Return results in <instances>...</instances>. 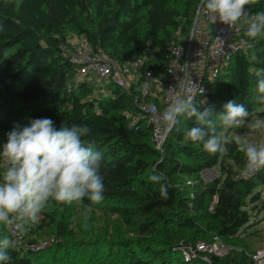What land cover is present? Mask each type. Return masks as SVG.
<instances>
[{
	"label": "trees",
	"instance_id": "16d2710c",
	"mask_svg": "<svg viewBox=\"0 0 264 264\" xmlns=\"http://www.w3.org/2000/svg\"><path fill=\"white\" fill-rule=\"evenodd\" d=\"M199 3L0 0V133L6 135L15 124L24 126L42 117L55 121L57 130L87 124L91 132L84 139L93 141L103 153L101 173L106 189L98 204L87 198L83 204L50 201L56 212L44 210L39 222L24 234L34 242L50 236L55 241L35 253L9 249L11 264H75L68 256L106 254L97 241L73 240L70 225L76 205L115 216L145 239L144 247L126 246L121 264H192L193 260H184L181 250L185 247L210 243L214 237L242 239L240 231L252 218L249 206L256 210L264 194V168L245 175L246 156L234 138L216 154L206 152L202 143L186 140L184 133L195 125V119L186 116L178 118L179 123L156 148L152 126L133 96L113 85L101 93L90 83L76 82L74 66L63 54L71 48V36L86 39L120 62L139 57L147 47L156 48L157 57H162L171 41L181 42L188 36ZM260 11H264V0L246 5L243 39H247L248 18ZM250 43L252 47L234 55L221 70L210 92L195 101L200 110L214 107L219 113L225 102L236 100L249 110L248 123L264 118V105L254 99L255 73L264 69V37ZM214 168L220 176L203 183L200 174ZM154 172L166 177L170 185L167 198L161 196L160 183L150 179ZM214 196L217 203L209 212ZM261 207L264 210V199ZM6 228L0 225V239L9 237ZM209 259L212 264H228L216 257ZM239 264H248L244 255Z\"/></svg>",
	"mask_w": 264,
	"mask_h": 264
},
{
	"label": "clouds",
	"instance_id": "9594fccd",
	"mask_svg": "<svg viewBox=\"0 0 264 264\" xmlns=\"http://www.w3.org/2000/svg\"><path fill=\"white\" fill-rule=\"evenodd\" d=\"M254 0H200L201 9L212 23L234 26L241 17L247 16L245 6ZM247 39L241 46L252 47L250 41L264 37V11L254 14L244 32ZM219 39V38H218ZM255 59V57L253 58ZM257 103L264 105V69L257 70ZM192 80L182 84L181 94L170 97V102L160 120L169 127L179 123V117L195 119V125L184 133L186 140L202 143L209 154L224 150L233 142L227 133L244 127L252 130L264 129V118L248 123L249 110L236 100L223 104L222 112L214 107L200 110L195 103L197 94L203 95ZM91 132L87 124H72L70 127H55V121L48 117L31 119L27 125L15 124L6 134V142L0 146V225L6 226L13 235L26 233L39 222L41 214L50 201L60 204L84 203L85 198L92 204L104 200L105 184L101 173L103 153L96 150L93 141L85 140ZM240 151L245 153L243 168L245 175L264 168V143L252 144L240 136L235 137ZM160 183V192L167 198L170 185L163 173L150 177ZM75 220V217L72 218ZM87 228V224L84 225ZM15 240L8 236L0 239V264H11L9 249Z\"/></svg>",
	"mask_w": 264,
	"mask_h": 264
},
{
	"label": "built area",
	"instance_id": "2783aa9c",
	"mask_svg": "<svg viewBox=\"0 0 264 264\" xmlns=\"http://www.w3.org/2000/svg\"><path fill=\"white\" fill-rule=\"evenodd\" d=\"M245 23L243 17L232 27L219 20L212 23L199 3L188 36L181 42L171 41L167 53L162 57H157L156 48L147 47L139 57L120 62L106 55L102 49L92 47L86 39L76 37L72 38L73 42L68 41L71 48L64 49L63 54L74 66L76 82L90 83L101 93H104L107 85L130 93L135 105L151 124L152 141L159 149L169 133L170 127L160 120V115L167 108L170 97L181 94L182 84L189 80L204 89L203 95L195 96V101L206 96L230 59L247 50L248 47L240 45ZM157 67H161V71ZM244 139L252 144L264 143L254 140L249 134ZM186 184L191 183L187 181ZM216 203L214 196L208 207L209 212L213 211ZM7 233L15 240L14 247L24 252L35 253L49 245L48 240L34 242L24 233L13 235L9 228ZM181 251L185 261L201 254L205 257V263H209L210 257L220 258L224 254L217 237L210 243L199 242ZM251 258L257 264H264V252H257Z\"/></svg>",
	"mask_w": 264,
	"mask_h": 264
},
{
	"label": "rangeland",
	"instance_id": "374dc122",
	"mask_svg": "<svg viewBox=\"0 0 264 264\" xmlns=\"http://www.w3.org/2000/svg\"><path fill=\"white\" fill-rule=\"evenodd\" d=\"M254 15H251L248 18V21ZM69 43L73 42L72 37H69ZM71 47V46H70ZM254 119L252 120V122ZM248 128H238L234 129L230 134V137L234 138L240 136L243 139L247 133ZM261 137V139L255 138L256 141H264V129L256 130ZM253 131V132H256ZM7 136L3 133H0V146L6 142ZM160 148V147H159ZM3 161L0 160V173L3 172ZM220 176V172L217 168H214L209 171L202 172L200 174L201 180L203 183H207ZM263 193L260 196V200L255 204L257 209L252 210L253 206H249L251 221L248 227L240 231V237L242 239L231 241V240H219L223 249V256L219 259L221 263L228 262V264H239L241 255H244L247 263L257 264L252 260L251 256L257 252H264V232L262 227L264 225V210H261V203L263 202ZM44 210L56 212V206L48 205ZM75 217V220H72L70 229L73 230L74 239H91L97 241L104 249H106V254L98 257H90L88 252L79 253L72 258L68 256L71 261L75 264H121L120 257L121 253H124L127 250V245L129 243H135L138 247L146 246V241L144 238H141L134 228L124 226L117 217L105 214L101 211L91 210L79 205L73 207L72 218ZM85 223L87 228L84 227ZM7 230V228H6ZM206 235H209L210 232L205 230ZM244 233V234H243ZM48 240L49 244L53 243L55 240L52 236L44 237L40 241ZM73 240H58L59 242L73 241ZM200 239L198 238L197 241ZM39 242V241H38ZM51 247V246H49ZM59 252L58 255H60ZM208 258V257H206ZM204 255L197 254L195 259H193L192 264H212L211 260L208 258L209 263H205ZM192 261V260H191Z\"/></svg>",
	"mask_w": 264,
	"mask_h": 264
},
{
	"label": "crops",
	"instance_id": "0c3cea01",
	"mask_svg": "<svg viewBox=\"0 0 264 264\" xmlns=\"http://www.w3.org/2000/svg\"><path fill=\"white\" fill-rule=\"evenodd\" d=\"M243 128H248L246 134H249V135H251L252 137L255 136V138H257V139H261V137L259 136L258 132H257V131H256V132H253V131L247 126V124H246Z\"/></svg>",
	"mask_w": 264,
	"mask_h": 264
},
{
	"label": "water",
	"instance_id": "95a60500",
	"mask_svg": "<svg viewBox=\"0 0 264 264\" xmlns=\"http://www.w3.org/2000/svg\"><path fill=\"white\" fill-rule=\"evenodd\" d=\"M171 128H172V127L169 128V131L171 130ZM169 131H168V132H169Z\"/></svg>",
	"mask_w": 264,
	"mask_h": 264
}]
</instances>
